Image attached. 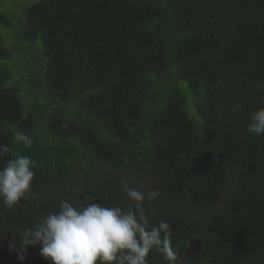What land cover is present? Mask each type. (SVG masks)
Returning a JSON list of instances; mask_svg holds the SVG:
<instances>
[{
    "label": "trees",
    "instance_id": "trees-1",
    "mask_svg": "<svg viewBox=\"0 0 264 264\" xmlns=\"http://www.w3.org/2000/svg\"><path fill=\"white\" fill-rule=\"evenodd\" d=\"M262 98L264 0H39L14 21L0 12V145L10 148L0 168L15 152L36 161L34 195L0 200V264H51L39 243L21 251L22 234L64 200L88 192L133 206L112 187L134 186L129 172L158 179L178 234L200 241L183 264H264V136L246 131ZM176 201L205 222L186 226ZM147 264L168 261L153 250Z\"/></svg>",
    "mask_w": 264,
    "mask_h": 264
},
{
    "label": "clouds",
    "instance_id": "clouds-1",
    "mask_svg": "<svg viewBox=\"0 0 264 264\" xmlns=\"http://www.w3.org/2000/svg\"><path fill=\"white\" fill-rule=\"evenodd\" d=\"M257 88L261 86L257 85ZM260 104L262 106L249 115L246 125V131L256 136H264V98ZM241 107L237 103L232 111L237 112ZM14 143L30 148L33 140L31 136L17 132ZM9 151L7 145H0V157ZM35 166L36 161L31 157L15 152L14 158L8 159L5 166L0 168V200L12 207L28 195H34L32 182ZM117 170L115 175L120 174L121 170ZM137 177L155 184L159 190L145 188L136 181L131 187L130 180L121 178L120 182L112 179V187L120 186L133 202V206L126 209L115 204L109 195L101 200L84 192L79 195L82 200L79 201L78 197V203L64 200L58 210L39 217L35 227L22 234L24 247L21 251L39 243L40 255L51 264H147L149 253L156 250L168 264H176L178 256L180 264H183L184 259L199 250L200 241L186 240L178 234L175 216H170L166 211L169 207L161 195L159 180L152 178L151 174ZM84 196H89L91 200L83 203ZM145 207L153 214L155 224ZM170 209L179 213L178 219L186 226L190 221L203 224L206 220L205 212L189 214L183 210L180 201L172 202ZM5 236L9 238L8 234ZM171 237H179L177 240L184 242L186 248L183 245L177 252ZM190 245L192 248L186 255Z\"/></svg>",
    "mask_w": 264,
    "mask_h": 264
},
{
    "label": "rangeland",
    "instance_id": "rangeland-1",
    "mask_svg": "<svg viewBox=\"0 0 264 264\" xmlns=\"http://www.w3.org/2000/svg\"><path fill=\"white\" fill-rule=\"evenodd\" d=\"M38 1L39 0H1L0 1V12L4 13L7 17L11 18L12 21H14V19H16V17L19 16V14L21 12V9L23 7H25L26 5H29L31 3H36ZM32 45L34 47L38 46L37 44H35V45L32 44ZM12 66H13V69L15 70L17 68H21L22 69V68L26 67V64H24V63L21 64V63H16L15 62V63L12 64ZM187 109L191 110L189 105H187ZM100 168H101V164L98 166V169H100ZM117 171H119V170H117ZM127 176L131 180L140 183L145 188H148V189L155 188V189L159 190L158 187L155 184L149 183L148 181L143 180V179L135 176L132 173H128ZM105 183L106 184H110V181H106Z\"/></svg>",
    "mask_w": 264,
    "mask_h": 264
},
{
    "label": "water",
    "instance_id": "water-1",
    "mask_svg": "<svg viewBox=\"0 0 264 264\" xmlns=\"http://www.w3.org/2000/svg\"><path fill=\"white\" fill-rule=\"evenodd\" d=\"M82 200V196H80L79 197V201H81ZM109 204H113V203H111V202H108ZM4 234H2V233H0V237H2ZM7 237V236H6ZM9 239V238H8ZM177 239H180L179 237H177ZM191 248H192V245H190V247H189V249H188V251H187V253H186V255L189 253V251L191 250ZM185 255V256H186Z\"/></svg>",
    "mask_w": 264,
    "mask_h": 264
}]
</instances>
